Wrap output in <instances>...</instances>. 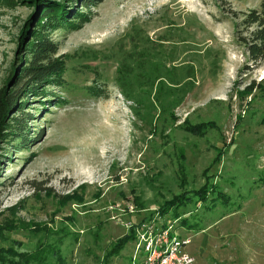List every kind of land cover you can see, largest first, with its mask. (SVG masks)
<instances>
[{
	"label": "rangeland",
	"instance_id": "rangeland-1",
	"mask_svg": "<svg viewBox=\"0 0 264 264\" xmlns=\"http://www.w3.org/2000/svg\"><path fill=\"white\" fill-rule=\"evenodd\" d=\"M31 1H0V89L24 63ZM261 1L100 0L81 29L51 30L62 84L27 98V142H0V223L15 226L0 246L128 264L135 228L213 184L226 203L214 192L162 220L191 239L184 250L199 264H264V63L253 68L236 40ZM200 124L202 136L182 128Z\"/></svg>",
	"mask_w": 264,
	"mask_h": 264
},
{
	"label": "trees",
	"instance_id": "trees-1",
	"mask_svg": "<svg viewBox=\"0 0 264 264\" xmlns=\"http://www.w3.org/2000/svg\"><path fill=\"white\" fill-rule=\"evenodd\" d=\"M9 2V0H0ZM35 12L21 29L19 46H23L21 55L23 65L17 74H11L6 85L0 89V142L18 140L27 142L26 121L23 106L29 96L44 95L45 86H60L65 73V64L57 55L58 47L49 37V32L60 26H67L71 30H79L84 24L90 22L91 8L100 0H59V1H31ZM235 15V14H233ZM32 27V28H30ZM236 40L245 49L248 61L257 69L264 63V0L259 9H253L243 14L242 20L237 24ZM29 39V40H28ZM28 40V41H27ZM15 73V72H14ZM159 89V88H158ZM157 89V91H158ZM252 87L247 88V93ZM264 93V87L261 90ZM45 98V96L43 97ZM26 114V113H25ZM183 130L195 136H202L207 124L199 126L183 125ZM218 193V198L224 203L228 196L216 189L213 184H204L202 188L194 191L193 195L179 194L165 201L159 206L158 212L165 215L170 211L174 219L180 214L177 210L189 202H206L210 194ZM136 203L137 197L135 198ZM13 209V208H11ZM181 222L186 224V220ZM13 219L5 218L0 223V240H6L4 229L15 228ZM132 239L131 235L118 238L111 247L109 254H115L123 245ZM0 264H67L65 257L57 246L47 245V248H37L34 251H17L12 247L0 246Z\"/></svg>",
	"mask_w": 264,
	"mask_h": 264
},
{
	"label": "built area",
	"instance_id": "built-area-1",
	"mask_svg": "<svg viewBox=\"0 0 264 264\" xmlns=\"http://www.w3.org/2000/svg\"><path fill=\"white\" fill-rule=\"evenodd\" d=\"M132 205L126 207L131 211ZM162 217L158 211L155 212L141 223V229L135 228L138 224H127L128 228H135L128 264H199L192 254L184 250L191 239L177 233L173 225L175 220H162Z\"/></svg>",
	"mask_w": 264,
	"mask_h": 264
}]
</instances>
